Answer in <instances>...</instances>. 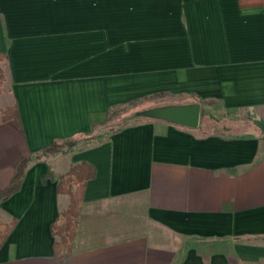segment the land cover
<instances>
[{"label": "crops", "instance_id": "1", "mask_svg": "<svg viewBox=\"0 0 264 264\" xmlns=\"http://www.w3.org/2000/svg\"><path fill=\"white\" fill-rule=\"evenodd\" d=\"M0 53L20 122L0 121V191L111 106L201 108L196 129L144 118L29 163L0 203L15 222L0 264H264V0H0ZM81 164L93 177L57 259L56 182Z\"/></svg>", "mask_w": 264, "mask_h": 264}, {"label": "trees", "instance_id": "2", "mask_svg": "<svg viewBox=\"0 0 264 264\" xmlns=\"http://www.w3.org/2000/svg\"><path fill=\"white\" fill-rule=\"evenodd\" d=\"M6 60V56L0 53V63L4 64ZM0 77L2 76L0 75ZM166 98L171 97L167 93H158L135 99L128 103L111 106L107 110L106 119L101 123L92 125L89 133L64 141H56L50 147L39 151L32 158L19 162L15 167V176L9 186L0 191V203L19 190L25 170L32 161L41 160L49 155L67 154L83 142H100L103 137L115 135L129 124L137 123L147 118L137 113L134 117L128 119L131 114L145 110L148 104L155 100ZM0 121L2 123L13 122L18 127L20 126L15 104L6 107L0 112ZM91 177H93L92 170L87 165L81 164L71 166L68 172L56 182L57 193L59 195H67L69 198L67 207L59 213L55 222L50 225V233L54 239V255L57 259H64L71 253L84 186ZM14 225V221L8 224L0 223V247L9 236Z\"/></svg>", "mask_w": 264, "mask_h": 264}, {"label": "water", "instance_id": "3", "mask_svg": "<svg viewBox=\"0 0 264 264\" xmlns=\"http://www.w3.org/2000/svg\"><path fill=\"white\" fill-rule=\"evenodd\" d=\"M143 117L165 121L183 128L196 129L201 117L200 105L167 107L147 110L140 113Z\"/></svg>", "mask_w": 264, "mask_h": 264}, {"label": "rangeland", "instance_id": "4", "mask_svg": "<svg viewBox=\"0 0 264 264\" xmlns=\"http://www.w3.org/2000/svg\"><path fill=\"white\" fill-rule=\"evenodd\" d=\"M3 63H0V75L2 76V77H0L1 79H0V108L1 109H5V107H4V105H5V103L7 102V100H8V97H7V94H6V92H7V90H6V88H5V84H4V81H5V78H4V67H3ZM2 110H0V112H1ZM145 110H141V111H138V112H134L133 114H131L129 117H128V119H131L132 117H134V115L135 114H137V113H142V112H144ZM141 115V114H140ZM243 117H239V119H242ZM243 127L245 126V124H243L242 125ZM211 128V131L213 132V133H215V134H220V132H222V129H221V126H219V125H213V126H211L210 127ZM244 129V128H243ZM232 131H234V130H232Z\"/></svg>", "mask_w": 264, "mask_h": 264}]
</instances>
